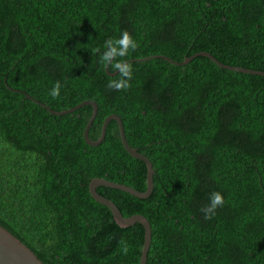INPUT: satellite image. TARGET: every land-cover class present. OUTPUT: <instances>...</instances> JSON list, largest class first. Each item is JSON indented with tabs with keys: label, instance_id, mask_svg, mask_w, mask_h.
<instances>
[{
	"label": "trees",
	"instance_id": "trees-1",
	"mask_svg": "<svg viewBox=\"0 0 264 264\" xmlns=\"http://www.w3.org/2000/svg\"><path fill=\"white\" fill-rule=\"evenodd\" d=\"M127 30L131 87L107 88L105 42ZM100 52L93 54V50ZM264 0H0V224L46 264H138L143 226H121L88 190L97 184L123 215L150 223L145 264H264ZM63 85L60 97L49 92ZM219 191L224 204L200 211ZM129 247L125 255L120 241Z\"/></svg>",
	"mask_w": 264,
	"mask_h": 264
},
{
	"label": "water",
	"instance_id": "water-1",
	"mask_svg": "<svg viewBox=\"0 0 264 264\" xmlns=\"http://www.w3.org/2000/svg\"><path fill=\"white\" fill-rule=\"evenodd\" d=\"M202 54L210 57L213 59L217 64H219L222 67L231 68V69H237L241 71L251 72V73H258V74H264V70L261 69H255V68H249V67H243L239 65H231L227 63H223L220 60L216 59L210 52L208 51H197L192 53L191 55L185 56L180 63L186 62L191 57ZM115 71V70H114ZM27 96L33 98L36 102L41 103L45 107H47L51 112H65L72 110L76 108L77 106L83 104V103H91L92 104V112L84 126L83 134L87 142L89 143H98L101 138L104 135L105 126L107 123V120L111 117L115 118L117 120L118 124V130L120 139L123 143V146L125 149L134 157H137L144 161L145 163V184L144 188L141 190L132 188L124 183H120L116 180L105 178L101 175H93L88 180V190L91 193V195L97 199L100 202L105 203L111 210V213L114 217V219L117 221V223L121 226H126L129 224H132L136 221L142 224L143 226V241L142 246L139 254L138 264H145V258H146V252L149 246L150 241V223L146 216H144L141 213H132L128 215H123L120 210L118 209V206L115 204L113 200L108 198L107 196L99 193L95 186L97 184H105L109 186L118 187V189L124 190L134 196L137 197H144L148 194V192L151 189V162L143 153L139 152L135 147L130 146L124 135L123 125L120 118V115L116 112H108L103 117L101 128L99 131V134L96 138H92L89 136L88 130L89 126L95 117L96 111H97V101L93 98H84L80 101L76 102L73 105H70L68 107L64 108H51L48 106L45 102H42L33 96H31L29 93H26ZM0 264H46L26 243H24L18 236L13 234L10 230H8L6 227H4L2 224H0Z\"/></svg>",
	"mask_w": 264,
	"mask_h": 264
},
{
	"label": "clouds",
	"instance_id": "clouds-1",
	"mask_svg": "<svg viewBox=\"0 0 264 264\" xmlns=\"http://www.w3.org/2000/svg\"><path fill=\"white\" fill-rule=\"evenodd\" d=\"M138 43L133 39L129 31L124 30L118 38L108 39L104 44L103 52L100 49L93 50V54L100 52V63L105 68H111L118 73V79H111L107 88L115 91L127 90L131 87L130 81L133 77L132 65L124 59L129 51H135ZM62 84L57 80L49 92L53 99L60 97ZM224 196L219 191H213L209 195V203L201 206L200 211L203 213L205 219H212L216 215V210L224 204ZM122 252L126 255L129 251L127 242L123 239L120 241Z\"/></svg>",
	"mask_w": 264,
	"mask_h": 264
}]
</instances>
